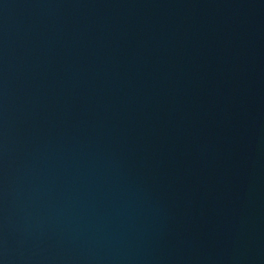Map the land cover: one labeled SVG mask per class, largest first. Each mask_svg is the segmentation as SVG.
I'll list each match as a JSON object with an SVG mask.
<instances>
[{
  "label": "water",
  "instance_id": "95a60500",
  "mask_svg": "<svg viewBox=\"0 0 264 264\" xmlns=\"http://www.w3.org/2000/svg\"><path fill=\"white\" fill-rule=\"evenodd\" d=\"M0 264H264V0H0Z\"/></svg>",
  "mask_w": 264,
  "mask_h": 264
}]
</instances>
